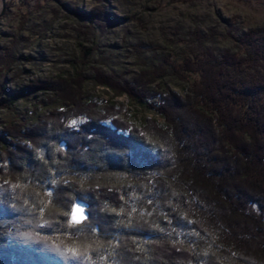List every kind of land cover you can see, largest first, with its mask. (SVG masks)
<instances>
[{"label":"trees","instance_id":"trees-1","mask_svg":"<svg viewBox=\"0 0 264 264\" xmlns=\"http://www.w3.org/2000/svg\"><path fill=\"white\" fill-rule=\"evenodd\" d=\"M238 44L130 82L91 68L88 49L73 75L18 90L43 93L49 112L0 131V264H264V39L251 30ZM167 75L187 93L163 86ZM88 80L163 124L99 105ZM77 199L89 204L81 225Z\"/></svg>","mask_w":264,"mask_h":264},{"label":"rangeland","instance_id":"rangeland-1","mask_svg":"<svg viewBox=\"0 0 264 264\" xmlns=\"http://www.w3.org/2000/svg\"><path fill=\"white\" fill-rule=\"evenodd\" d=\"M6 7L2 13L0 0V100L13 103L0 107V131L12 120L35 122L47 115L49 109L39 106L43 93L21 99L18 90L36 80L73 75L75 60H83L88 49H93L91 68L130 82L165 59L178 63L209 51L241 53L239 39L251 30L264 39V0H6ZM93 71L88 69V76ZM161 84L180 95L189 89L172 75ZM85 90L101 106L127 109L138 126L152 119L163 124L126 94L92 80ZM85 121L72 119L69 125ZM8 181L0 178V186Z\"/></svg>","mask_w":264,"mask_h":264},{"label":"water","instance_id":"water-1","mask_svg":"<svg viewBox=\"0 0 264 264\" xmlns=\"http://www.w3.org/2000/svg\"><path fill=\"white\" fill-rule=\"evenodd\" d=\"M2 4H3V12L2 13H4L5 8H7L6 7V0H2ZM78 209H79V211H78ZM73 217H75V219L79 222L78 223L73 222ZM89 218H90L89 204L87 202H85L84 200L77 199L76 202L74 203L73 207H72L71 222L75 225H81L85 221H87Z\"/></svg>","mask_w":264,"mask_h":264},{"label":"snow or ice","instance_id":"snow-or-ice-1","mask_svg":"<svg viewBox=\"0 0 264 264\" xmlns=\"http://www.w3.org/2000/svg\"><path fill=\"white\" fill-rule=\"evenodd\" d=\"M78 211H79V209H78ZM73 222L78 223L79 221H77V220L75 219V217H73Z\"/></svg>","mask_w":264,"mask_h":264}]
</instances>
